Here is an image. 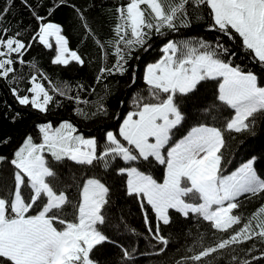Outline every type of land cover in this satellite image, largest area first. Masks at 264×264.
<instances>
[{"label": "snow or ice", "instance_id": "6c2138e0", "mask_svg": "<svg viewBox=\"0 0 264 264\" xmlns=\"http://www.w3.org/2000/svg\"><path fill=\"white\" fill-rule=\"evenodd\" d=\"M189 6L196 13L197 20L203 18L201 10H206L211 20L210 30L221 33L230 41L239 39L243 49L264 64V0H128L116 8L115 38L107 42L94 41L101 48L104 60L108 55L104 51L106 44L114 49L117 57L111 68L100 69L97 79L105 73L126 72L125 65L131 52L143 48L153 31L163 34V29L189 27ZM8 10L5 8L4 12ZM78 15L87 29L83 13L78 10ZM3 18L0 13V20ZM36 19L43 21L44 17L37 15ZM62 32L59 24L41 23L33 39L52 48L54 38L57 54L52 63L67 66L75 61L83 65L84 59L69 48V41ZM25 48L20 39L0 38V77L7 79L16 71L13 53L21 57V64L24 63ZM162 51L164 56L147 66L144 77L150 88V99L155 102L141 103L143 98L134 101L137 110L127 115L119 129L118 136L128 146L118 139L117 134L108 132L107 146L98 154L94 138L76 135L77 129L64 122L58 128H53L50 123L40 126L43 142L34 143L29 136L14 153L10 161L16 169L14 188L7 195H0V264H97L91 255L93 249L109 240L99 227L106 223L104 209L109 202V188L99 179L89 178L81 188L80 199L73 203L64 190L54 185L58 174L49 166L45 152L50 153L55 161L67 159L78 165L103 162L107 168L116 157L127 162L143 160L151 163L154 160L164 165L166 176L163 183H158L137 167L119 170L128 176V194L140 198L142 208L146 201L154 213V227L148 211L144 213V220L153 239L163 245L160 253L169 244L160 233L162 226L173 222L170 210L184 218L195 214L209 222L217 233L227 234L176 264L188 261L200 264L234 245L257 239L264 243V204L249 216L237 211L242 203L240 197L249 194L248 199H251L264 194V179L256 174L252 161L228 176L222 175L221 168L225 132L249 131L257 117L264 116V85L257 75L234 65L232 57L236 53L219 38L215 43L202 38L181 44L170 41ZM44 79L48 78L45 76ZM202 81L218 82V99L234 109L235 115L224 130L203 125L195 127L183 139L169 146L173 129L185 119L180 98L193 93ZM29 91L33 94L31 98L13 89L19 104L46 112L53 101L49 89L33 76ZM52 91L59 92V89L54 86ZM100 110L105 111L102 107ZM5 159L0 156V162ZM67 205L73 209L71 220L64 217ZM30 212L35 214L29 215ZM203 239L201 234V244ZM123 252L125 257L130 256L127 249ZM232 259L235 261L238 257ZM242 264L251 262L244 260Z\"/></svg>", "mask_w": 264, "mask_h": 264}, {"label": "trees", "instance_id": "16d2710c", "mask_svg": "<svg viewBox=\"0 0 264 264\" xmlns=\"http://www.w3.org/2000/svg\"><path fill=\"white\" fill-rule=\"evenodd\" d=\"M127 2L128 0H26L25 3V0H0V13L4 17L0 20V38L15 37L26 45L22 57L24 63L21 64V57L13 53L12 57L16 61L13 67L16 71L10 73L7 79L0 77V156L6 157L0 162V195H7L14 188L13 174L16 169L10 163L14 153L24 145L29 136L34 143H42L40 126L45 124L50 123L58 127L66 121L70 122L77 129V134L85 138L92 137L97 141L98 154L107 146L108 132L117 134L118 139L128 146L127 142L118 136L119 129L127 115L137 110L134 101L143 98L141 103L155 102L150 99V88L144 79L146 68L164 56L162 49L170 41L181 44L202 38L215 43L219 38L236 53L232 57L234 65L238 64L244 71L254 73L264 85V64L253 59L243 49L239 39L230 41L221 33L210 30L211 20L206 10H201L200 15L203 18L197 20L191 6L189 27H179L177 30L163 29V34L153 31L143 48H136L131 52V58L125 65L126 72H115L111 75L105 73L98 80L100 69L111 68L117 57L114 55V49L106 44L104 51L108 55L104 60L101 48L94 41L99 39L101 42H107L115 38L113 29L118 23L116 8ZM5 8L9 9L6 13ZM78 10L86 19L87 29L78 15ZM37 15L44 17V20L38 21ZM49 22L61 25L62 35L68 39L69 48L82 56L85 61L83 65L75 61L67 66L52 63L57 54V46L53 44L52 48H47L40 44L38 39H33L40 24ZM88 29H91V32ZM33 76H36L37 82L43 83L53 96L46 112H41L31 105L19 104L13 93L15 89L20 95H33L29 91ZM45 76L48 79H44ZM54 86L59 92L52 91ZM61 92L64 94L61 95ZM218 95L217 81H202L193 93L180 98V108L185 119L173 129L169 146L183 139L198 126L225 129L235 111L220 101ZM101 107L105 111H101ZM225 141V147L222 149V175H231L247 161L254 160L256 174L264 179V116H258L249 131L225 132ZM44 155L49 166L58 174L54 185L64 190L73 203L80 199L81 188L89 178L99 179L109 188V202L104 209L106 223L99 226L109 240L93 249L91 255L97 264H176L183 257L201 251L202 246H210L217 238L227 235L217 233L209 222L197 218L195 214L184 218L175 210H170L173 222L162 226L160 233L169 240V244L165 251L160 253L159 249L163 245L153 239L144 220V213L148 211L154 227V213L150 206L146 205V201L145 207L142 208L140 198L128 194V176L126 173L121 174L119 170L137 167L145 174L151 175L158 183H162L166 176L164 165L154 160L151 163L143 160L127 162L116 157L106 168L103 162L91 166L78 165L67 159L55 161L47 152ZM248 195L240 197L242 203L237 210L244 216L251 215L264 204V194L251 199H248ZM34 214L35 212L29 213ZM64 217L73 219L71 205L65 206ZM201 234L204 235L202 244ZM189 248L193 251L189 252ZM123 249H127L130 256L125 257ZM233 256L238 259L234 261ZM254 257L260 259H253ZM244 260L250 261L251 264H264V243L257 239L234 245L230 249L213 254L200 264H242ZM186 264L192 262L188 261Z\"/></svg>", "mask_w": 264, "mask_h": 264}, {"label": "rangeland", "instance_id": "374dc122", "mask_svg": "<svg viewBox=\"0 0 264 264\" xmlns=\"http://www.w3.org/2000/svg\"><path fill=\"white\" fill-rule=\"evenodd\" d=\"M52 44H55V40H54V38L52 39ZM56 45V44H55ZM32 97V95L31 96H29V98H31ZM66 122H68V121H66ZM70 123V122H69ZM46 125V124H45ZM52 125V124H51ZM53 126V125H52ZM59 127V126H58ZM58 127H54L53 126V128H58ZM76 135H79V134H77V133H75ZM88 138H92V137H88ZM87 139V138H86ZM249 161H252L253 162V164H254V160H249ZM249 161H247L246 163H248ZM245 163V164H246ZM242 166H240L235 172H237L240 168H241ZM254 168V167H253ZM234 172V173H235ZM163 183V182H162Z\"/></svg>", "mask_w": 264, "mask_h": 264}, {"label": "crops", "instance_id": "0c3cea01", "mask_svg": "<svg viewBox=\"0 0 264 264\" xmlns=\"http://www.w3.org/2000/svg\"><path fill=\"white\" fill-rule=\"evenodd\" d=\"M199 127V126H198ZM209 127V126H208Z\"/></svg>", "mask_w": 264, "mask_h": 264}]
</instances>
